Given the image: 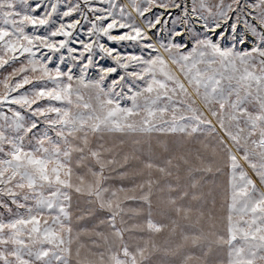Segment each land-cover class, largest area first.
<instances>
[{
	"label": "snow or ice",
	"instance_id": "6c2138e0",
	"mask_svg": "<svg viewBox=\"0 0 264 264\" xmlns=\"http://www.w3.org/2000/svg\"><path fill=\"white\" fill-rule=\"evenodd\" d=\"M0 264H264V0H0Z\"/></svg>",
	"mask_w": 264,
	"mask_h": 264
}]
</instances>
